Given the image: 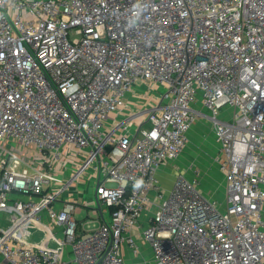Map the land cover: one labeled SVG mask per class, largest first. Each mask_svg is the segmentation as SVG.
Listing matches in <instances>:
<instances>
[{
    "label": "built area",
    "instance_id": "2783aa9c",
    "mask_svg": "<svg viewBox=\"0 0 264 264\" xmlns=\"http://www.w3.org/2000/svg\"><path fill=\"white\" fill-rule=\"evenodd\" d=\"M139 82L147 105L127 112ZM198 119L225 209L199 179L158 178ZM83 178L93 200L74 196ZM86 207L99 226L80 223ZM148 211L154 264H264V0H0L4 258L65 264L71 245L76 264H127Z\"/></svg>",
    "mask_w": 264,
    "mask_h": 264
},
{
    "label": "crops",
    "instance_id": "0c3cea01",
    "mask_svg": "<svg viewBox=\"0 0 264 264\" xmlns=\"http://www.w3.org/2000/svg\"><path fill=\"white\" fill-rule=\"evenodd\" d=\"M145 85V84H144ZM140 85L137 83L134 87V90L128 95V101L131 102L133 104V102H135L136 98H137V94L139 93V90L137 89ZM130 110H134L133 108H129L128 111ZM126 112V113H127ZM141 118V117H140ZM140 122V121H139ZM206 122L202 121V119H198L196 120L193 125L191 126L189 132H188V142L187 145L189 144V141H192V139L194 138V136H198L203 132V125ZM210 127L211 124L209 122H207ZM207 125V124H205ZM132 126H135L132 125ZM211 139H212V146H214V151H215V160H216V156L219 153V143L216 140V137L214 135V132L212 130L211 127ZM187 145L184 149V151L182 152V154L175 160L172 161H177L176 163H173L172 165L169 164L172 161H169L168 163L163 164L159 171H158V178L161 181L162 185L164 186V188L166 189L167 192H169V190L171 189L172 185L167 188L164 184H166V180H168V178L171 176H175L178 172H183L188 178L190 179H199L200 181V185L202 188V178L199 176L203 166H202V162L200 161H190L191 155L189 156L190 151L187 148ZM189 148V147H188ZM217 162V161H216ZM218 164V162H217ZM218 166L220 167V165L218 164ZM221 170V168H220ZM93 169H89V176L93 175ZM192 172H194L195 174L193 175ZM221 172L223 173V171L221 170ZM223 177H224V189L223 191H221L219 188L217 190L216 194H209L207 195L205 191H203V193L210 198L211 200H215L217 201V203H219L220 207L222 209H225L227 206V200H226V179H225V174L223 173ZM88 179V178H87ZM173 179V182H174ZM83 181L85 179H82ZM81 180V181H82ZM170 180V179H169ZM223 192V196L219 197V193ZM82 199V198H81ZM150 215V212H146L141 220H140V226L139 228L135 229V233H136V241L138 242V244L140 245V254H134L132 248L130 247V245L126 242L123 243L122 245V250H123V254L125 256L126 259V263L127 264H154L153 262V253L151 250L150 245L144 240L142 239V237L140 236L141 233V229H143L145 226H147V222H148V217ZM1 217V214H0ZM83 224V221L80 222ZM55 231L57 232V238H62L63 234L62 231L60 230V228H55ZM32 239L38 240L41 238V235L39 236V233H37L35 236H31ZM51 245H56L57 244V239L51 240L49 242ZM63 260L65 262V264H76L73 261V257H74V252H73V248L71 245H67L65 246V248L63 249ZM0 264H11L9 263L3 256V254L0 252Z\"/></svg>",
    "mask_w": 264,
    "mask_h": 264
},
{
    "label": "rangeland",
    "instance_id": "374dc122",
    "mask_svg": "<svg viewBox=\"0 0 264 264\" xmlns=\"http://www.w3.org/2000/svg\"><path fill=\"white\" fill-rule=\"evenodd\" d=\"M73 36V33H72ZM140 86L137 88L139 90V93L137 94L138 97L135 100V103L130 108L133 109H142L145 108L147 105L148 98L145 96V93H147L148 89H152L153 86L147 85L146 83L139 82ZM145 84V85H144ZM157 90L159 92L163 91L162 88L157 87ZM126 113V112H125ZM144 114V112H142ZM145 115H142L141 118L136 119L133 124L139 123V121L144 120ZM202 121L206 122L203 125V132L198 135L194 136L192 141H189V144L187 145V148L191 155L190 161H200L202 162V166L204 169H202L200 173V177L202 178V190L206 192L207 195L216 194L218 188L223 191L224 189V177L223 173L220 170V167L218 166L215 158H214V146H212L211 142V127L207 123L205 119H202ZM189 147V148H188ZM177 161H172L169 164L176 163ZM168 163V162H166ZM194 175L195 173L192 172ZM85 179L84 181L79 180L74 182V186L72 187V190L74 191L75 198H82L83 201H90L93 200L95 195V186L94 182L95 179ZM170 179V180H169ZM173 177H169L168 180H166V184H164L167 188H169L173 183ZM217 189V190H216ZM223 196V192L219 193V197ZM109 218V215L106 214ZM81 218H84L83 223L85 226L88 227H97L100 224V219L96 215L93 214V211L91 208L86 207L84 212L80 215ZM1 219V217H0ZM93 221V222H89ZM1 223V220H0Z\"/></svg>",
    "mask_w": 264,
    "mask_h": 264
}]
</instances>
